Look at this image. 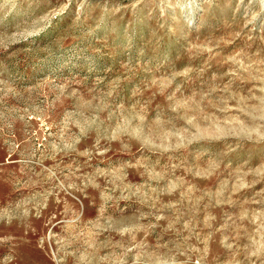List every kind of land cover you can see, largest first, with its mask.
Returning <instances> with one entry per match:
<instances>
[{
	"label": "rangeland",
	"instance_id": "obj_1",
	"mask_svg": "<svg viewBox=\"0 0 264 264\" xmlns=\"http://www.w3.org/2000/svg\"><path fill=\"white\" fill-rule=\"evenodd\" d=\"M0 264H264V0H0Z\"/></svg>",
	"mask_w": 264,
	"mask_h": 264
}]
</instances>
